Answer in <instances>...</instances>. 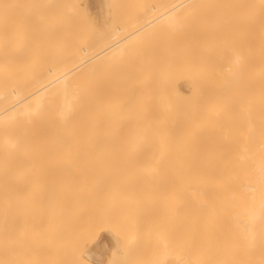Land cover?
I'll list each match as a JSON object with an SVG mask.
<instances>
[{
    "label": "bare ground",
    "instance_id": "obj_1",
    "mask_svg": "<svg viewBox=\"0 0 264 264\" xmlns=\"http://www.w3.org/2000/svg\"><path fill=\"white\" fill-rule=\"evenodd\" d=\"M80 1L0 0V264H260L264 0Z\"/></svg>",
    "mask_w": 264,
    "mask_h": 264
},
{
    "label": "rangeland",
    "instance_id": "obj_2",
    "mask_svg": "<svg viewBox=\"0 0 264 264\" xmlns=\"http://www.w3.org/2000/svg\"><path fill=\"white\" fill-rule=\"evenodd\" d=\"M79 1H80V0H79ZM84 1H85V0H83V2L80 1V2L78 3V5H80V3L83 4V3L86 2V1H85V2H84ZM127 1H128V0H127ZM129 1L132 2L133 0H129ZM136 1H137V2H136ZM141 1H142V0H141ZM144 1H145V0H144ZM146 1H149V2H147V4L150 3V1H151V4H152V5H153L154 3H156V8L158 9V10L155 9V10L157 11V13L155 12L156 15H158V12H159V11L161 12V10H162V12L165 11V10H167V6H168V5L166 6V4H167L168 0H166V1L163 0L164 2H163V1L160 2V1H158V0H146ZM146 1H145V2H146ZM116 2H117V1H116ZM130 2H129L130 6H131V5H134V6H136L135 8H138V7H139L138 10L136 9L137 11H139V9L141 10V8L143 7V6H142L143 4L141 5L140 2H139V0H134L133 2H135L136 4H140V6H142L141 8H140V6L135 5L133 2H132L133 4L130 3ZM138 2H139V3H138ZM142 2H143V1H142ZM142 2H141V3H142ZM118 3H119V2H118ZM120 3H121L122 5H124V6H125V5H128V3H126L125 0H124V1L120 0ZM121 4H120V5H121ZM86 5H88L87 2H86ZM86 5H84V6H86ZM110 5H111V4H110ZM114 5H115V4H114ZM164 5H165V7H164ZM80 6H81V5H80ZM115 6H116V5H115ZM118 6H119V5H118ZM118 6H116V7H118ZM128 6H129V5H128ZM128 6H126V7L128 8ZM134 6H133V7H134ZM147 6H148V5H147ZM154 6H155V4H154ZM82 7H83V5H82ZM87 7H88V6H87ZM112 7H113V6H112ZM126 7H124V8L126 9ZM144 7H146V5H144ZM148 7H149V6H148ZM150 7H151V5H150ZM81 9H82V8H80V10H81ZM111 9H112V8H111ZM114 9H115V8H114ZM116 9H117V8H116ZM119 9H120V8H119ZM119 9H118V10H119ZM121 9H122V8H121ZM125 9H124V10H125ZM132 9H133V8H132ZM132 9H129V12H128L127 10H125V12H127V13L124 12V13H125L124 16H125L126 14L128 15ZM143 9H144V8H143ZM143 9H142V10H143ZM152 9H153V8H152ZM160 9H161V10H160ZM112 10H113V9H112ZM118 10H115V11H118ZM124 10H122V11H124ZM155 10H154V9L151 10V8H150V11H149V12H151V11H155ZM83 11H84V13L88 11L89 13L87 12L86 15L89 14V16H90V17L92 16V19H93V17H94L93 14H94V13H93V12L90 13L92 10L86 8V10L84 9ZM78 12H80V11H76V15H77ZM112 12H113V11H112ZM132 12H133V11H132ZM143 12L146 13V10H143L142 13H143ZM147 12H148V11H147ZM149 12H148V13H149ZM120 13H121V12H120ZM140 13H141V12H140ZM152 13H153V12H152ZM152 13H151V14H152ZM91 14H92V15H91ZM117 14H118V13H117ZM131 14H133V13H130V14H129V15L131 16L130 19L133 20V18H134L133 16H135V15H131ZM146 14H147V13H146ZM151 14L149 13L148 16L151 15ZM153 14H154V13H153ZM120 15H122V14H120ZM129 15L127 16L128 18H129ZM139 15H141V14H138V16H139ZM77 16H78V15H77ZM90 17H88V18H90ZM132 17H133V18H132ZM152 17H155V16L152 15ZM80 18H81V17H80ZM150 18H151V17H150ZM84 19H85V18H84ZM165 19H166V16H163V18L160 17V18H159L160 21L157 20L158 23H155V25H157V26L160 25V27H162V24L159 23V22H162V21L166 22V23H164V24H167V23L169 24V22L165 21ZM86 20H87V19H86ZM89 20H90V19H89ZM89 20H88V21H89ZM77 21H79L78 18H77ZM80 21H82V20H80ZM80 21H79V22H80ZM88 21H87V22L85 21L86 23H85L84 25H87L88 27H90L89 29H91V27H92L91 25H92V24L90 25V23H89V25H88ZM92 21L95 22V20H92ZM83 23H84V22H83ZM168 24H167V25H168ZM87 26H86V27H87ZM93 27H94V25H93ZM96 27H99L98 29H101L100 26H98V25L96 24V22H95V28H94V29H96ZM146 27H150V26H146ZM152 27H153V25H152ZM104 28H105V27H102V29H104ZM158 28H159V27H158ZM83 29H84V28H83ZM147 29H148V28H147ZM147 29H146V30H147ZM149 29H150V28H149ZM162 29H165V27H163ZM92 30H93V28H92ZM154 30H155V29H152L153 32L156 31V30H155V31H154ZM168 30H169V29H168ZM105 31H106V29H105ZM141 31H142V30H141ZM144 31H145V30H143V32H144ZM157 31H161V29L159 28V30H157ZM163 31H166V30H163ZM147 32H148V31H147ZM150 32H151V31H149L148 33L150 34ZM153 32H152V33H153ZM167 32H170V31H167ZM110 33H111V35H112V32H111V31H110V32L107 31V33H106V34H107V37H108V34H109V36H110ZM138 33H140V32H138ZM144 33H145V32H144ZM158 33L160 34V32H158ZM140 34H141V33H140ZM142 34H143V33H142ZM164 34H165V32H164ZM166 34H167V33H166ZM135 35H136V34H135ZM153 35H154V34H153ZM167 35H168V34H167ZM167 35H166V38H165V39H167ZM169 35H170V34H169ZM145 36H146V35H145ZM156 36H157V35H156ZM160 36H162V35H160ZM163 36H164V35H163ZM163 36H162V39H163V40H162L161 38H159V37H157V38L161 39L162 41H165V39L163 38ZM138 37L142 38L143 40L145 39L144 41H146V38L143 37L142 35H141V36L138 35ZM138 37H136V39H130V40H129V41H130L129 43H131V41H135V42H136V41H137V42L140 41V43H142V46H143V44H144L145 42L142 41V40H140V39H138ZM164 37H165V36H164ZM170 37H171V36H170ZM109 38H110V37H109ZM109 38H108V39H109ZM134 38H135V37H134ZM154 38H155V37H154ZM154 38H153V39H154ZM157 38H155V39H157ZM168 38H169V37H168ZM105 39H106V38H105ZM148 39H149V37H148ZM150 39H151V37H150ZM126 41H128V40H126ZM155 41H156V40H155ZM162 41H159V42H162ZM166 41H167V40H166ZM170 41H171V39H170ZM170 41H169V42H170ZM147 42H150L149 45H150V46L152 45L151 47H153V45H158V46H159V49H160V46H161L162 43H163V42H162V43H158V42H157V43H151V41H148V40L146 41V43H147ZM125 43H126V42H125ZM129 43H127V44H129ZM167 43H168V42H167ZM133 44H134V42H133ZM133 44H132V45H133ZM164 44H165V45H164ZM170 44H171V42H170ZM124 45L126 46V44H124ZM124 45L121 46V48H124ZM129 45H131V44H129ZM132 45H131V47H132ZM134 45H135V44H134ZM134 45H133V46H134ZM137 45H138V44H137ZM144 45H145V44H144ZM139 46H140V44H139ZM150 46H149L148 48H150ZM169 46H170V45H169ZM131 47H128V46H127V48H131ZM145 47H146V45H145ZM145 47H143V48H145ZM156 47H157V46H156ZM163 47H164V48H165V47H168L167 44H166L165 42H164L163 45H162V48H163ZM125 48H126V47H125ZM132 48H133V47H132ZM134 48H135V46H134ZM140 48H141V47H140ZM148 48H147V49H148ZM153 48H154V47H153ZM164 48H163V49H164ZM169 48H171V47H169ZM33 49H34V48H33ZM43 49H45V48H43ZM51 49H52V48H49V49L47 48L45 51L48 52V51H50ZM55 49H57V48H55ZM60 49H61V48H60ZM60 49H59V50H60ZM145 49H146V48H145ZM155 49H156V48H155ZM159 49H158V50L156 49L157 52L159 51ZM34 50H35V49H34ZM37 50H38V49H37ZM37 50H36V51H37ZM39 50H41V48H40ZM39 50H38L36 53H39V52H40ZM53 50H54V49H53ZM149 50H150V49H148V51H149ZM161 50H162V49H161ZM148 51H147V52H148ZM152 51H153V49H152ZM165 51H167V50H165ZM165 51H164V52H165ZM31 52H32V50H31ZM34 52H35V51H33V54H34ZM41 52H42V51H41ZM41 52H40V53H41ZM43 52H44V51H43ZM43 52H42V53H43ZM46 52H45L44 54H46ZM50 52H52V53H50L49 55L46 54V56L48 55L47 57H49V58H51L52 56H54V53H55L56 51H52V50H51ZM59 52H60V51H59ZM150 52H151V51H150ZM36 53H35L34 55L31 54V59H32L33 61H35V62H37L36 58L40 60V59H42L41 57H43V58H44L43 60H45V63H46L48 60L51 61V59L55 58V56L52 57L51 59H49V58H45L46 56H43L44 54H41V55H42V56H41L40 53H39V54H36ZM148 53H149V52H148ZM158 53H159V52H158ZM55 54H56V53H55ZM160 54H161V52H160L158 55H160ZM162 54H163V52H162ZM162 54L160 55V58H161ZM165 54L167 55V52H166ZM165 54H163V55H165ZM36 55H38V57H39V55H40V58L36 57ZM50 55H51V56H50ZM56 55H57V54H56ZM33 56H35V58H34ZM162 57H163V56H162ZM47 59H48V60H47ZM39 60H38V65H39V64H42V63L44 62V61H43L42 63H40ZM40 61H41V60H40ZM50 61H48L47 64H49ZM31 63H32V61H31ZM45 63H44V64H45ZM35 64H36V63H35ZM47 64H45V65H47ZM49 65H50V64H49ZM159 225H160V224H159ZM159 236H160V238H161V234L158 235V237H159ZM158 240H159V239H158ZM261 245H262V244H261ZM154 246H155V245H154ZM157 246H158V245H157ZM157 246H155V247H157ZM155 247H154V248H155ZM157 248H158V247H157ZM157 248H155V249H157ZM160 250H161V249H160ZM160 250H159V251H160ZM157 252H158V251L156 250L154 253H157ZM262 252H263V251H262ZM262 252H261V254L264 253V252H263V253H262ZM161 253L163 254L162 251H161ZM157 254H158V253H157ZM157 254H155V256H156ZM257 255L260 257V258L258 257L259 260L257 259ZM257 255H256L255 260H258L257 262H260V264H262V263L264 264V259H263L264 257L262 258L263 255H259L258 253H257ZM155 256H154V257H155ZM157 256H158V255H157ZM158 257H159V256H158ZM165 258H166V257H165ZM165 258H163V255H162L161 258L158 259V260L161 261V262H159V263H161V264L166 263L168 260H166ZM261 258H262V259H261ZM155 260H156V259H155ZM165 260H166V262H165ZM261 260H263L262 263H261ZM154 262H158V261H154ZM157 264H158V263H157ZM166 264H167V263H166ZM253 264H255V261H254ZM256 264H257V263H256Z\"/></svg>",
    "mask_w": 264,
    "mask_h": 264
}]
</instances>
